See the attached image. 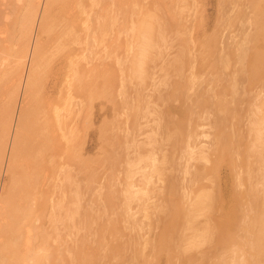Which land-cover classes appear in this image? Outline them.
Returning <instances> with one entry per match:
<instances>
[{"label": "rangeland", "instance_id": "obj_1", "mask_svg": "<svg viewBox=\"0 0 264 264\" xmlns=\"http://www.w3.org/2000/svg\"><path fill=\"white\" fill-rule=\"evenodd\" d=\"M16 1L17 0H0V26H1L0 27V32H1L0 39L2 37H4V38L10 37V33L12 34L11 31L14 30L15 24H13V23L16 22V19H17L16 17L19 14L18 9L20 12L21 8H19V7H24L27 4L28 0H18L17 2ZM71 1L74 3L76 2L73 0H70V1L67 0L65 2H68V3L66 4L65 2H63V5H61V7H60V4H58V3H57V5L55 4V6L53 7L51 15H52V18L54 19V20L52 19L53 20V27L56 26L55 27L56 31L54 30L51 33V35L55 36L57 34V30H58V33L60 32V30L62 29L61 24L63 25V22H65L68 19L70 13L77 15V16L80 14L78 11L79 7L78 8L75 7L76 4H78V3L80 4L81 8H83L84 10L87 9L86 12H88V9H89L88 13L90 15H92V17L94 16V18H95V17L99 16L100 18L99 17L98 18L100 21H102V23L106 19L105 21H107V22H104V24H107V25H105L104 28H102V32H101V29L99 30L98 28H96V27H98V24L96 23L97 25L95 26L94 25L95 21L93 20V22H92V24L94 23L93 26L91 24L89 29L87 30L88 33L86 31L84 33V31L81 32V30H84L83 26H85V25H82L81 24L82 19L77 17V19H79V20L76 22L77 30L75 32V35L78 38H76V42L74 39V43L72 42L73 41L72 38H69L70 40H69L68 45H70L69 48L73 47V49H75L74 52L76 54L78 52H79V54H81L82 50L84 49L83 53L81 54L82 57H80V61L84 59L83 61H81V64L84 68V71L86 70V73L84 74V79L86 78L85 82H87V84L84 83L85 84L84 88H86L85 87L86 85H88V87L90 88L89 85L91 84V88H90L91 90L93 88L94 89L96 88L95 90L93 89L95 94L93 93V91L91 93V90L90 91L87 90V88H88L87 87L83 91L84 93H83V96L81 98L82 100L79 99V101L81 100V105H82V106L80 105L79 111H78V107L73 106V105L68 107V110H72L71 111L72 114H69L70 111H67L68 114L65 113V111H64L65 115L69 116V117H67V116L65 117V121H66V123H68L66 125V129L67 128L69 129V130L67 129L69 131V135H67V138H69L67 140V143H66L65 139L63 140L62 138H58L61 135H60V133H57L58 130L55 127L56 124L54 122V119H51V120H53V122L51 120H50V122H47V124L49 123V125L50 124L52 125L53 132L54 131L56 132V130H57L56 133L55 132L51 133L52 131L46 130L47 132L51 133V135H50V133L48 135L49 136V142L54 141V143L56 142L55 144L59 145L58 142L61 140L60 145H61V143H62V145L65 143L68 146V148L66 150V145H65V150L67 151V155L69 153H71V154H69L70 157H68V156L65 157V155L63 157H61L62 159H60V157H58L60 162H64L63 172H64V170L66 172L64 173L65 175H63V176H65V178L67 177L66 182L64 181V183H63L61 176H59L57 173L56 174L53 173L54 175L51 174L50 172H49V174L46 173L47 171L41 173V176H42V174L43 175L46 174L48 176V178H47L48 182H46V185H47L46 187H47V190L49 189L48 193L50 192L51 198L53 200L57 199L56 201L54 200V202L58 201V198H59L62 190L65 191V193L67 191V193L64 194V196L66 195V197L63 201V204L67 205V206L65 205L66 208L64 207V209H66V210H64L62 212V214L59 212L60 216H59V213L58 214L56 213L57 215H55V217L53 216L54 218H56L55 220H58L59 217H61V216L63 217V219L60 220L61 222H58L59 220L56 221L55 224H53V226L51 225L52 230H51V228H50L51 231L49 230V233L51 232L50 235L52 236V238H51L52 241L55 239V235L57 233H60V235L59 234L58 235L61 238L58 237V235H56L57 236L56 241L55 240L53 242L51 241V243L53 244V245L51 244L52 245L51 252L53 253V251H54V254H53V257L55 255L54 258H57V257L59 258V256H60L59 260L62 262V260H61L62 259L61 256H62L63 259L65 260V262L63 261V263H60V262L57 263L58 259H56L57 261L56 260L54 261V259L52 258L53 263L55 262L56 264H86V263L87 264L88 263L89 264H167V263H170V264H181V263L182 264H191L192 262H194L192 264H197V263L198 264H214L215 262H218V264H226V263L229 264L230 262L228 260L231 261L230 264L248 263L247 261H248L249 255H250V253H253V250L250 248L249 245H245L246 240L249 238V236L247 235L248 233L246 232L247 233L246 234L244 231L247 229L246 228L247 224L246 223L244 224V220H243L242 215H243V213H246V212H248L250 214L251 211L247 208L244 209L243 207H241V208L239 207L240 211L238 210V213H237L239 219H238V222L236 221L234 223V226H235L234 230L235 231L233 232L231 230L232 233H230V230H228L229 231L228 232L227 228H225L226 229L225 230V236L226 237H230V236L232 237L234 234H237L233 237L236 240L235 242L237 243V246H240V247H236V245L234 244V248H233L231 246V245H233V242L232 241L229 242L228 238H227V240L230 244L229 245L226 244L228 242H225V240L223 239L225 236L221 235L223 233L222 230H220L221 232L219 231V229L221 228V224L223 223V220H224V222L226 220L224 218H227V216H228L227 213H229L228 211L233 206V195L238 193V191L245 188L244 185L238 186L236 184V179H235L236 173L234 170L232 173L233 175H231V173L229 174L228 169L225 167V155H224L225 153H222V157H223L222 158L223 159L222 160V162H223L222 166L223 167L221 166L218 176L212 177L211 175H209L208 177L206 176L207 178L204 177V179L201 181L199 179V181H200L199 183L203 182V183H207L209 185H212V188H210V189L207 188V190L203 189V191H201V192L206 191L207 193H210L214 198L213 203H211V205H209V206H206V207H208L207 208L208 211H205L206 210L205 206L202 208V211L201 210L199 212L197 211V213H196L197 217H195L194 221L189 222L190 224L187 222H183L184 219H180L181 220L180 223L182 225L178 224V222H177V221H180V220H178L179 218H177L176 220L174 218L173 222H171V220H172V216H173L172 213L175 212V209L176 210L179 209L177 207V205L178 204L182 205V203H184L183 205L185 207L186 203H188V202H186V203L182 202V201H185V197L187 198V200H188V198H190V199L196 198L195 190L197 188L195 189V186L197 185V187H198V185H199V183L197 181L198 178L196 180L198 183L197 184V183H195L194 180H192V179H195L196 176L192 177L191 179L189 177L198 168H199L198 169L199 171H202V170H200V167H202V165H203V164H201L203 161H199L197 159L196 160L194 159L193 161L190 162V165L192 163V167L189 168V172L192 174L188 173L185 175L183 173L184 172L183 170H184L185 160H186L187 156H186V154L183 153L184 151L181 149L185 148L184 150H186V147H184V145H181L182 147L180 146L181 149H179V147H178L180 144H183L181 142L182 138H181V140H179L180 142L177 139L173 140L175 135H176V133H175L176 131L174 132L175 134H173V131L175 128V127L173 128V126H174L175 122L177 121V119L181 118L183 116L182 113L185 114L186 112H185L184 108H181V106H180L181 101L177 100L175 102V99H174V97H172V94H174L173 90H174L175 83L177 81H179L178 78L183 77L180 75L181 74H183L184 76H185V74L189 75V73L186 72L187 68H185V67H188L189 65L192 66V64L194 66L196 65L195 66L196 71L194 69V71L196 73H195V77H193V79H196V80H194V82H195V86L199 85L198 89L205 87L203 89L207 90V87L210 85L208 88L209 89L208 93L210 91V94L208 95V93L205 92V94H206L205 95L203 93L202 97L203 98L205 97L204 100H202L203 99L202 97L198 98L200 101L202 100V102L207 99L205 101V103L203 102V104H201V102L197 100L200 105L195 103V105H192L191 110L186 113L187 115L185 114V116L187 117V118H185V120L186 119H188V121L190 120L189 123L186 121L187 125H186V122L184 121V126L186 127L185 130L187 129L186 132L189 131V128L192 129L193 126H194V128L196 126L195 133L199 134L200 132H203V133L205 132L207 137L204 138L203 137L204 135H202V133H201V136L199 135V137H198L199 138L198 141L200 142V140H203L202 142L204 143L205 147L207 146V149L209 148V146H210V148H212V146L215 145V132H216L215 127H216V125H219V123L221 124L220 125L221 129L224 130V133H226L227 136H229L228 135L229 132L233 133V134L235 132L236 136H237V134L242 135L243 139L247 138V136L249 135L248 133L247 134L245 133V130L248 129L247 127H249V124H247V122H248L247 121V117H248L247 115L249 113L248 112L249 108H247L245 105L249 104L247 102H248V98L251 95V93L250 94L247 93V94L243 95V93L240 94L239 93L240 91H238V93H239L238 95L234 94L235 99H234V97L231 96V94H229L228 96L226 95V97H225V94H224L225 93V87H226V85L229 86V84L228 83L225 84V79H223L224 75H222V73L225 72L223 70V69H225V68H223L225 65H223V64L225 62H223L224 59H222V58H224V57H221V55L225 56V54H224L225 51L222 52L223 50H225V47L228 46L227 44L225 46V42L232 44L230 42H231V40H233L232 42H234V38L236 39L235 41H239L237 39L240 38V40H241V38L244 36L245 30H246L245 34L248 33V31L250 30V29L247 30V28L245 26V21H243V20H246V21L249 20L246 22V24H247V27L250 28L248 26V25H250L249 23H250V17H251L250 7H249L250 1H248L249 4H247L246 0H242V1L240 0L238 2L236 0H233V2H236V4H237V6H235L236 4L233 3L232 0H227V1L226 0H98L99 4L97 6L95 5V7H92V9H90L91 8V0H77V3L75 5L72 3L70 4ZM221 1L223 2L222 6H221V3H222ZM229 1L231 3H229ZM241 3H243L242 6H241ZM64 4H66V6H64ZM239 4L242 8L244 7V11L245 10L247 12L249 11L248 12L249 14L246 11L245 12L241 11L243 9L241 7H240L241 9L239 8V6H238ZM246 5H248V6H246ZM77 6H79V5H77ZM234 6L236 8L238 7L237 10L241 11V13H244L243 15H246V13H247V18H248V16H250V17L247 19L246 17L243 16V19H242V17L240 19L241 13L238 14L239 16H237L236 14L239 11L237 13H236V11H233V10H236V8ZM246 7L249 9H246ZM227 9L229 11L231 10V12H228ZM225 11H226V13H225ZM90 12H92V13L95 12L96 15L92 14ZM229 13H231V16L235 15V17L233 18L234 20L230 17ZM104 14L106 17H110V18L108 19V18L104 17ZM82 16H85V15L84 14L80 15V17H82ZM228 16H229V19H227ZM140 17H142V18H140ZM237 17H239V19ZM235 18H237V20ZM244 18H246V19H244ZM110 19H112L111 20L112 22L110 21ZM114 20H115V22H113ZM142 20L144 22L148 23L151 27V30L154 31L152 33V40H153L152 42H154V43H152L153 48L151 49L150 56H149L150 62H148V64H147L148 67L146 66V68L149 70V77H148V79L145 80V83L141 84L138 79H136L134 77H132V78L129 77L130 76L129 70H128V72H129L128 75L127 76H125V75L127 73L126 69H129V68H127V66H129V61L131 60V56L133 58V55L138 50L135 48V47H137L136 45H134L135 41H132L133 39H132V37H130L132 34L131 33L132 32L131 27H135L136 26L135 23L137 22L139 24ZM240 21L242 23H240ZM97 22H98V20H97ZM111 23H113V24H111ZM241 25H242V27L243 26L244 27L241 28ZM107 26H109V27H107ZM3 28H8L9 34H7ZM95 28L97 29L95 31L96 33L93 30ZM244 28H246V29H244ZM240 30H242L244 32H241ZM89 31L92 32L94 35H92L91 33L89 34ZM240 32L243 34H241ZM4 34L6 36H4ZM237 34H238L237 37H239V38H236L235 35H237ZM96 35H97V37H96ZM239 35L242 37H240ZM89 36H94V37H89ZM99 36H101V37H99ZM92 38H94L96 41L93 42ZM2 41L5 44H7L4 40H2ZM70 41H71V43H70ZM206 41H208V42L206 43ZM210 41H211V44H209ZM3 42L2 43L0 42V48H1V52H0L1 54L0 55H2V57H5L6 56V53L4 51L5 49L2 50V48H4V46H6V45L3 44ZM212 42H214L215 44L217 43L218 45L217 44L215 45ZM127 43H128V45H127ZM132 43H133L134 48L129 49V47L132 46ZM204 43H206V45ZM92 44H95L94 46H96V47H94ZM211 45H212V48L210 47ZM127 46H129V47L127 48ZM215 46H217V47H215ZM126 49H129V51H127ZM210 49H212V50H210ZM79 50L81 51V53ZM132 50H134L135 52L133 53ZM152 50H154V51H152ZM212 51L214 52V55L211 53ZM178 52L181 54H179ZM208 53L210 55H208ZM79 54L76 55L77 58H79L78 57ZM83 55L85 56V58ZM186 55L188 57H186ZM203 56H205L208 60H206V58ZM207 56H209V57H207ZM218 56L220 58L219 60L222 59L223 63L221 61L218 62ZM212 57H214V58H212ZM215 57H217V58H215ZM174 58H176V59H174ZM203 58H205V59H203ZM186 59H188L187 61H190V60H193V61L187 62ZM213 59H214V62H216V64L218 63L219 66L216 65L215 63H211V61L213 62ZM216 59H217V61H216ZM209 61H210V63H209ZM173 62H175V64ZM171 63H173V64L171 65ZM190 63H192V64H190ZM13 64L14 63H12V65ZM15 64H18V62ZM52 64L55 65L54 62H52L51 65ZM220 64H221L223 69L220 67ZM179 66H181V67L185 66L184 67L185 68L184 73H182V71H180L181 67H179ZM57 67L58 66H56V65L53 66V68H52L53 73H55V72L58 73ZM93 67H96V69H94ZM170 67H172V68L170 69ZM212 68H214V69L212 70ZM53 70H55V71H53ZM94 70H98L96 74H95ZM175 70L179 71L180 74L179 73L177 74V72ZM208 71H210V72H208ZM226 71H228V70H226ZM108 72H110L109 73L110 77L108 75H106V74H108ZM214 72H215V74L217 73L216 76H215ZM91 74H93L94 76L93 75L91 76ZM97 74L99 77L96 80ZM100 74L103 77H101ZM1 75L2 74H0V76ZM178 75H179V77H178ZM198 75L201 77V79H199L200 77ZM122 76H123V78H122ZM106 77H109L110 81L109 80L107 81ZM124 77H127V78H124ZM102 78H104V79H102ZM197 78H198V80H197ZM49 79H50V77L46 80H49ZM94 79H95V81H94ZM211 79H212V81H211ZM59 80H60V84L58 86V89H60L62 87L61 93L63 92L62 94H64L63 96H65L66 90L63 88V86H61L62 85L61 75L59 77ZM105 80L107 81L106 84L109 83V86L105 84V82H106ZM112 80H113V82H112ZM149 80H151V81H149ZM153 80H155V82H153ZM181 80H183V79L181 78L180 81ZM93 81L96 83H92ZM205 81H206V83H205ZM101 82L104 84H102ZM152 83H154L155 85ZM199 83H201V84H199ZM219 83H221V84H219ZM204 84H205V86H204ZM100 85L103 87H101ZM110 85H111V87L113 86L112 89H111ZM216 85H218V87ZM223 86H224V89H223ZM106 87H107L108 91L106 90ZM221 87L223 90H221ZM5 88H6V86L3 85V83H1V81H0V95L3 94ZM101 88H102V90H101ZM211 89H213L212 90L213 92L211 91ZM215 90H217L216 93H215ZM220 90L223 92V94L220 93L221 92ZM121 92H122V94H121ZM110 93H111V95H110ZM45 94H46V92L43 91L40 94V97H38L39 99L37 98V100H36V107H38L39 109H41V107H43V104H44L43 101L47 97V94L46 95ZM91 94H93V96ZM137 94H138V96H137ZM41 95L45 96V97H41ZM55 95H54V98H57L58 94H55ZM59 95H58V98H60ZM99 95H101V96H99ZM147 95H148V97H147ZM2 96H0V98H1L0 101L4 100L3 99L4 95H2ZM166 96H168V97H166ZM208 96H210V97L208 98ZM211 96H213L214 98ZM216 97H217V100H216ZM218 97L220 98L219 101H218ZM245 97H247V98H245ZM40 98H42L43 100ZM139 98H142L143 100L139 99ZM222 98L224 100V101L222 100L223 102H221ZM229 98H231L232 100ZM209 99H210V101H209ZM73 101L76 102V101H78V99H75ZM166 101H168V102H166ZM245 101H247V102H245ZM147 102H149V103H147ZM173 102H175V103H173ZM217 102H219L220 105H221V103H223L222 107H220V105H218L215 108V106L217 105ZM224 102L226 105L224 104ZM129 103H131V104H129ZM41 104H42V106H41ZM193 104H194V102H193ZM230 104L232 106H230ZM146 105H147V108L143 107ZM207 105H210V107H213V108H210ZM228 105H229V107H228ZM204 106H206V107H204ZM201 107L204 110H202ZM207 107H209V109ZM226 107H228V108H226ZM231 107L234 108L232 110L233 113H230L231 109H232ZM237 107H238V109H237ZM38 108H37V110H38ZM70 108H72V109H70ZM193 108L195 110L192 111ZM222 108L224 109V111ZM229 108H230V110H228ZM243 108H245V109L247 108V110H244ZM75 109H76L78 115L76 114V111H74ZM141 109L143 110V112ZM168 109H169V112L171 114V118L174 117L173 119L170 118V115L168 116V113H169ZM211 109H213V110H211ZM214 109H217V110H214ZM239 109H240V111H239ZM0 110H2V109H0ZM37 110L35 108V111H37ZM126 110L128 113L126 112ZM135 110L137 111V113ZM144 110H146V111H144ZM38 111L36 112L38 114L35 113L36 115H40ZM160 111H161V114H160ZM205 111H207V112H205ZM213 111H214V113H213ZM226 111H228L227 112L228 117L225 114ZM235 111L237 112V115H236ZM129 112L133 113V114L134 113L139 114V116L136 114H135V116L136 117L138 116L139 118L138 117L137 118L140 121L136 122V121H138V119L136 117H133V114H131V116L128 117L127 115L130 114ZM146 112H148V113H146ZM195 112H196V114H195ZM217 112H219L220 114H217ZM222 112H225V113L222 114ZM238 112H239V114H238ZM234 113H235V115H234ZM148 114H149L148 117L145 116ZM214 114H217V115H214ZM232 114L234 115V117L232 116ZM196 115H198V116H196ZM209 115H210V117H209ZM220 115H221V117H223V115H224V117L227 121H225L224 117L223 118L218 117ZM230 115L233 118L232 120L229 117ZM142 116L143 117L145 116L147 118H143ZM156 116H157V118L160 117V120L162 122H160V120H157ZM194 116H196V117H194ZM235 116H236V118H235ZM127 117L129 118L128 121H126ZM197 117L202 118V120L199 119L200 121H198ZM66 118L68 120H66ZM167 118L168 119L170 118L171 120H167ZM175 118H176V120H175ZM211 118H214V119L212 120ZM219 118H221V119H219ZM227 118H230V119H227ZM154 119H156V120L154 121ZM164 119H165V121H164ZM222 119H224V120H222ZM39 120H41V119H39ZM141 120H142V123H141ZM144 120L147 124L144 122ZM204 120H206V121H204ZM216 120H218L219 122H217ZM228 120L231 121L230 124H228L229 123ZM35 121H37V120H35ZM157 121H159V122H157ZM166 121H167V123H166ZM213 121H214V124H213ZM42 122H40V123L38 122V125L34 123L35 127L37 125V127L35 128V131L37 128H39V124H42ZM156 122H157V124H156ZM193 122H194V124H193ZM233 122L235 123V125ZM134 123H136V124L138 123L137 125H139V123H140L141 126L138 127ZM160 123H162L161 127H159ZM163 123L169 124V125H167L168 128H167L166 124H163ZM207 123H208V125L206 126L205 124H207ZM222 123L224 124V126L226 124V126L222 127V125H223ZM227 124L230 125L229 126L230 129H228L229 127L227 126ZM43 125H44V123H43ZM46 125H44V126H46ZM49 125L46 127H49ZM150 125H151V127H150ZM233 125H234L235 129L233 128ZM243 125H244V129L242 127ZM246 125H248V126H246ZM127 126L128 127L131 126V127L128 128ZM133 126H135V128H133ZM169 127H171V130ZM237 127L240 130L239 129L236 130ZM127 128L129 131L127 130ZM165 128H167V129H165ZM194 128H193V130H195ZM208 128H210V129L208 130ZM150 129H154V131H153L154 134H156V133L157 134L152 135L153 132ZM156 129L157 130L159 129L160 133H158L159 131L156 132ZM162 129L163 130L165 129L164 133H163ZM191 129H190V132H191ZM227 129L229 132L227 131ZM39 130L42 131L41 125H40ZM49 130H51V129H49ZM130 130L131 131L136 130V131H132V134H131ZM141 130H143V132ZM185 130H183L184 134H182L181 137L185 138V136H186V139H187L188 133H186ZM41 131H38V129H37V131L35 133H39V135H41L40 134ZM42 132H44V131H42ZM127 132L128 133L130 132V134L132 136L130 134H127ZM135 132H137V134H138V136L136 134L137 137L135 136ZM35 133L34 134L32 133V135L30 136L31 138H33L32 140H34V138L38 135V134L35 135ZM71 133H73V134H71ZM171 133H172L173 137H172ZM185 133H186V135H185ZM33 135H34V137H33ZM183 135H185V136H183ZM146 136L147 137L150 136L149 137L150 142L153 141L152 145L154 143L155 147L152 146L153 147L152 148L151 145L148 146V143H150V142L147 143L148 140L146 139L147 144L142 146L143 148L140 147V150L137 149V147L140 146L143 141H145L144 139L147 138ZM151 136H153L152 139H151ZM37 137L39 139V136H37ZM133 137H134V139H132ZM169 137H171V138H169ZM238 137L240 138V136H238ZM135 138L138 140L137 145L140 143V145H138L137 147H135L136 144L134 146H132V144L134 143V141H132V140H135V142L137 141ZM165 138H167V140H169V139L170 140L166 142ZM176 138L180 139V136H177ZM242 138H241V141L244 142V140ZM155 139H157L156 144L154 142ZM162 139H165V140H162ZM171 139L173 141L178 142V144L179 143L180 144L178 145L175 142L173 144L170 143ZM32 140L29 139L28 142H30V144L32 143V145H33V143L36 140L34 142ZM57 140H58V142H57ZM62 140H63V142H62ZM158 140H159V143H158ZM204 140H206V141H204ZM173 141H171V142H173ZM246 141L247 140H245L244 143H246ZM69 142H70V144H69ZM185 142H186V140H185ZM213 142H214V144H213ZM144 143H142V145ZM169 143L172 144L173 147ZM205 143H208V144L205 145ZM244 143L241 142L242 145L240 146L239 149L235 147V154L238 153L237 150H240V149L242 150L244 148ZM30 144H28L27 146L29 147ZM34 144H36V142ZM49 144L52 145V143H49ZM174 144L177 146L176 147L177 149L174 147ZM169 146H171V148H173V152H172L171 148H170L171 150L168 148ZM53 147H56V145ZM70 147H71V149H70ZM134 147L140 153H141V149H145L143 151L147 152V150H151L150 148H152V149L156 148V151L157 150H159V151H157V152L155 151V157H158V158H161V156H162L160 154V152L161 153L166 152L165 153L166 164L165 163L161 164V163H163V160H162V162L160 163V166H159V169L162 171V172L160 171V174H161L160 178L162 179L161 181H162V183H166V184L161 183L162 185L159 186V184L157 183L160 181V180L157 181L158 175L156 176L154 174V176L152 177L153 179L151 180V183L153 185L151 183L149 184V186L152 185V187H150L151 189L148 186V188H149L148 191L150 193L149 192H147V193H148L149 197H146V199L144 198L146 200V202H145V200H144V202L136 200V201H138L136 203V201L131 200L130 205H128L129 204L128 201L130 200V198H129L130 195L128 193L127 194L129 196L128 195H126V196H128L129 199L126 198L128 201L127 200H126L127 202L124 201L125 193L127 191L124 188H126V185L128 183L127 178L125 176H127V173H128V172H126L128 170L127 168H129V166H128L129 164H127L128 161L133 159L134 154H135L134 158L137 156L136 153L134 152L135 151ZM159 148H161V150ZM163 149L166 151H162ZM174 149H176V150H174ZM168 150L171 152H169ZM205 151H206V149H205ZM171 153H173V154H171ZM185 153H186V151H185ZM235 154H234V156H235ZM241 154L243 155V153H241V151H240V155ZM142 155L144 156L145 152ZM240 155L237 154V157ZM242 155H241V157H242ZM195 156H197V155H194V157ZM234 156H233V159H235ZM5 157H7V155H5ZM63 158H64V161H63ZM158 158H157L158 161L161 160ZM177 158H178V160H177ZM247 159H248V161L250 160L252 162L251 165L254 167L251 171V173H252L253 170L258 166V163L254 162L255 158H253V157L252 158L249 157ZM56 160H58V159H56ZM239 160H241L239 157L235 159V161H239ZM244 161H245V159H244ZM173 163H174V165H173ZM237 163H239V162H237ZM255 163H256V165H255ZM239 164H240L239 166H242L241 165L242 163H239ZM49 165L47 163H45V167L49 166ZM193 165H196V166L193 167ZM140 166H143V165H140ZM173 166H175V167H173ZM180 166H182V167L180 168ZM167 167H169V168H167ZM238 168L239 167L236 168L238 171V174L243 176L244 172L239 173L243 170V168L240 171ZM163 169L164 170L166 169L165 170L166 173ZM169 170L171 172H169ZM197 171H196V173H197ZM246 171L247 170L245 169V172ZM256 171L257 170H255L253 173L257 174ZM174 172H176V173H174ZM203 173L204 172L202 171V176H203ZM253 173L251 175L255 176V174H253ZM198 174L199 173H197V175ZM134 176L135 177L137 176V178H138L139 172H136L133 175V179L135 178ZM257 176H258V174L256 175V177ZM154 177H156V179ZM170 177L174 178V180H176V182H177V179H178V181L180 180L181 183L182 182L184 183V181H186V180L188 181L190 179L191 183L194 182V184L192 183V185L189 186L191 183H190V181H188L190 184L187 183L188 185L184 186L185 183H184V185H183V183L180 185L177 182L175 184H178L177 186L180 185L179 188L175 184H174L175 186L172 188H177L179 190L177 191V189H176L175 191H173V189L171 188L172 189L171 191H173V193L172 192L170 193V189H169V191L166 189L169 186V183L167 185V182H168V179H170ZM179 177H180V179H179ZM186 177H188V179ZM256 177H253L252 180L255 181V184H256L255 186L258 187L259 184L257 183ZM125 178H126V180H125ZM137 178H136V180H137ZM183 179H184V181H182ZM0 180L2 183L7 182V176H5V174H3V170H2V174L0 176ZM209 180H210V182H209ZM211 180H213V181L211 182ZM62 183L64 184L63 187L65 186L64 189H66V190H64L63 187L61 186ZM155 183L158 185H154ZM252 183H254V182H252ZM252 183H251V185H252ZM253 185H252V187H253ZM60 186L62 187V189L60 188ZM161 186L162 187L164 186L162 189H166L172 197L170 196V198H169L168 192L166 190H162ZM181 186L186 191L185 194L187 196L184 195L183 190H182L183 188ZM46 187H45V189H46ZM157 187H159L161 190L159 188L157 190ZM185 187H187V188H185ZM192 187H193V189H191ZM150 190H152V191H150ZM234 190H235V192H233ZM189 191H193V193L191 194L192 196L189 195L190 193L188 194ZM122 192H123V194H122ZM165 192H167V193L165 194ZM154 194H156V195L154 196ZM159 195H161V196H159ZM166 195H167V197H166ZM194 195H195V197H194ZM183 196H185V197H183ZM123 197H124V199H123ZM167 199L170 201H167ZM123 201L126 202L127 205H126V203H123ZM172 201H173V203H172ZM176 202H177V204H176ZM180 205H178V206H180ZM183 205H182V207H183ZM236 206H237L236 208H238V206H240V203L237 204ZM127 207H128V209H127ZM141 207L144 209H142ZM170 209L172 210V212ZM168 210H170V211H168ZM209 211H210V213H209ZM64 213H65V215H64ZM68 214H69V216H68ZM200 214H201V216H200ZM56 216H58V217H56ZM208 216H210V217H208ZM211 216H212V218H211ZM219 216L221 218L222 217L223 218L221 219ZM54 218H53V221H55ZM216 219H217V221H216ZM202 221H203V224H202ZM204 221H206V222L204 223ZM221 221H222V223H221ZM170 222H171V224H170ZM197 222H199V223H197ZM210 222H211V224H210ZM61 223H62V225H61ZM63 223L66 224V226ZM173 223H174V225H173ZM175 223H176V225H175ZM162 224L165 228L162 226ZM169 224H170V226L172 225L171 227H169V230L170 231L172 230L171 231L172 233H170V231H167ZM63 225H64V227H63ZM178 225L180 226L179 229H178ZM175 228H177L179 231L182 230L181 234ZM184 229H186V231H184ZM242 229H243V231H242ZM192 230H194V231L192 232ZM55 231H56V233H55ZM159 232H161L160 235H162V236L164 234H166V232L170 235V237H169V235L166 234L168 236H165V237H167L166 240L171 242L169 245L171 248L169 247L170 248L169 250L162 249V251H159V252H157V254H155V252H153V251H155L154 244L156 241H153V240H155L156 237H157L156 240H158ZM241 232H242L243 236H242ZM217 233H220V234H217ZM193 235H197V236L199 235L200 238H198L199 236L197 237V236H193ZM218 235L222 236V237H219ZM178 236L181 238H179ZM190 236H192V237H190ZM189 237L191 239H189ZM226 237H225V239H226ZM245 237H247V238H245ZM150 238H152V239H150ZM183 238H187L186 241H182ZM194 238L197 240L195 241ZM220 239L222 242L220 241ZM149 240H150V242H149ZM192 240L194 241V243ZM176 241H178V242H176ZM217 241H220V242H217ZM201 242H203V243H201ZM220 243H222V244H220ZM83 244H84V246H82ZM176 244H178V245H176ZM182 244H183V246H182ZM214 244H217V245H214ZM155 246H156V244H155ZM174 246L176 248H174ZM208 246H210V249H208ZM229 246L231 247V251H234L236 248H237V251H239L238 249L242 248V250L241 249L240 250L243 251V253H242L243 255L239 253V257L237 258V256L234 255L235 254L234 252L228 251V250H230V248H228ZM152 247H153V249H152ZM191 248H193V249H191ZM140 249H141V257H143V258H141L139 256L140 255ZM224 249H226L225 250L226 252H223ZM83 250H84L85 254H88L87 256L85 254H83ZM166 251H168V253H166ZM152 252L155 255H153ZM180 253H182V254H180ZM229 253H232V254L229 255ZM178 254H179V256H178ZM78 255H80V257ZM184 255H185V257H184ZM220 255H222V256H220ZM231 255L234 256V258ZM240 255H241V258H240ZM197 256H199V259L197 258V261H194V260H196ZM242 256L245 259H243ZM75 257H78V258H75ZM188 257H190L191 259H188ZM79 258H80V260H79ZM140 258H141V261H140ZM170 258H171V261H170ZM230 258H232V259H230ZM142 259H144V260L142 261ZM222 259H224V260L222 261ZM233 260L236 263H233ZM237 260L239 262L241 261V263H237L238 262ZM215 264H217V263H215Z\"/></svg>", "mask_w": 264, "mask_h": 264}, {"label": "bare ground", "instance_id": "obj_2", "mask_svg": "<svg viewBox=\"0 0 264 264\" xmlns=\"http://www.w3.org/2000/svg\"><path fill=\"white\" fill-rule=\"evenodd\" d=\"M65 1H67V0H65ZM65 1L64 0H28L27 1V4L24 7H19V8H21L20 12H19V9H18V13L19 14L16 17L17 18L16 19V22L13 23V24H15L14 25V30L11 31L12 34L10 33V37L9 38L8 37L7 38L2 37L0 39V42L1 43L3 42L2 40H4L7 43V44H5L3 42V44H5L6 46H4V48H2V50L5 49L4 51L6 53V56L5 57H2V55H0V74H2L0 76V81H1V83H3V85L6 86V88L4 89V92L2 91L3 94L0 95V96L4 95V98H3L4 100L3 101H0V109H2V110H0V176L2 174V170H3V174H5V176H7V182H3L2 183L1 180H0V264H54L55 262L53 263V261H52L53 259H54V261L56 259H58V262L57 263H59V262L60 263H63V261L65 262V260L63 259L62 256H61L62 262L59 260L60 259V256H59V258L58 257L57 258H54L55 255L53 257L54 251H53V253L51 252V248H52V245H53L51 243L52 236L50 235L51 232L49 233V230L51 228V225L53 226V224H55L56 221L59 220L58 222H61L60 220L63 219L62 216H61L62 218L59 217L58 220H55L56 218H54V217L59 212L62 214V212L64 210H66V209H64V207H65L66 204H63V201H64V199L66 197V195L64 196V194H66L67 191L65 193V191L62 190L61 194L59 193L60 196L58 198V201L57 202H54V200L56 201L57 199H54L53 200L51 198L50 192L48 193L49 189L47 190V187H46L47 186L46 185V182H48L47 181L48 176L46 174H44V175L42 174V176H41V173L42 172H45V171H47L46 173H48V174H49V172L51 174H53V173L56 174L57 173L59 176H61L62 182L63 183H64V181L66 182L67 177L65 178V176H63V175H65L64 173L66 172L65 170L63 172L64 162H60L58 157H60V159H62L61 157H63L64 155H65V157L66 156L70 157L69 154H71V153L68 152L69 154L67 155V151L66 150H67L68 146L65 143L63 145L61 143V145H60L61 140L59 142L57 140V142L59 143V145L58 144H55L56 142L54 143V141H50L49 142V136L48 135H49L50 132H47V131H52L51 133H54L55 131L53 132L52 125L51 124L49 125V123L47 124V122H50L51 119H54V122L56 124L55 127L58 130V132H57V130H56V132L57 133H60V135H61V136L59 135L60 137H58V138H62L63 140L65 139V141L67 143V140L69 139V138H67V135H69V131H68L69 129L68 128H67L68 130L66 129V125L68 123H66V121H65V117L67 116V115H65V113H67V111H70L69 114H72V112H71L72 110H68V107H70L71 105L77 106L78 107V111H79V108H80V105H81V100H82L81 98H82L83 93H84L83 91L88 87V85H86L85 86L86 88H84V85H85L84 83L87 84V82H85L86 81V78L84 79V74L86 73V70L84 71V68H83V66L81 64V61H83L84 59L80 61V57H82L81 54L83 53L84 49L82 50V53L79 50L81 54H79V52H78L77 54H79L80 56L78 55L79 58H77V56H76L77 54L74 52L75 49H73V47L72 48H69L70 45H68L69 44V40H70L69 38H72L73 41L72 40L71 41L73 43H74V39H75V42H76V38H78L75 35V32L77 30L76 22L79 20V19H77V17H79L80 19H82L81 20L82 21L81 24L82 25H85V26H83L84 27V30H81V32L84 31V33H85V31L88 33L87 30L89 29V27L92 24L93 20L95 21V24L94 23L93 24L95 26L98 24V27H96V28H98L99 30L101 29V32H102V28H104V26L107 25V24H104V22H107V21H105L106 19L102 23V21L99 20V18H100L99 16H98L99 18L98 17H95L94 18V16L92 17V15H90L88 13L89 12V9H88V12H86L87 9L84 10L83 8L80 7V4L79 3L76 4L77 3V0H73V1H76V2L74 3V2L71 1L70 4L71 3L74 4V5L76 4L75 7H77V8L79 7L78 8V11H79L80 14L77 16V15H74V14L70 13L68 19L65 22H63V25L61 24L62 29L61 30L59 29L60 32L58 33V30H57V34L55 36L51 35V33L54 30L56 31V29H55L56 26L53 27V20L54 19L52 18V15H51L52 9L55 6V4L57 5V3L60 4V7H61V5H63V2H65ZM236 1L238 2L240 0H236ZM246 1H247L246 2L247 4H249L248 1H250V4H249L250 6L249 7H250L251 17L248 16V18L250 17V23H249L250 25H248L250 28H248L247 27V24H246V22L249 21V20H247V21L246 20H243V21H245V26H246L247 30H249V29L250 30L246 34H245L246 30H245V32L242 31V30H240L241 32H244V36L242 37V36L239 35L240 37H242L241 40H240V38L237 37L238 34L235 35L236 38H239V39H237L239 41H235L236 39L234 38V42H232L233 40H231V42H230L232 44H229L228 42H225V46H226V44L228 45V46L225 47V50L222 51V52L225 51L224 52L225 56H222L221 55V57H224L222 59H224L223 62H225L223 64V65H225L223 67L225 69L222 68L221 64H220V67L225 71V72L222 73V75H224V78L223 79H225V84L226 83L229 84V86L226 85V87H225V93H224L225 94V97H226V95L228 96L229 94H231V96L234 97L236 94L238 95L239 93L240 94L243 93V95L244 94H247V93H249V94L251 93V95L248 98V102L245 101V102L249 103L248 105L247 104L245 105L247 108H249L248 109V112L249 113L247 115L248 116L247 117V121H248L247 124H249V127H247L248 129L245 130V133L246 134L248 133L249 135L247 136V138L243 139L242 138V135L237 134V136H236L235 132H234V134L233 133H230L228 131V129H230V127H229L230 125H228V124H230L231 121L228 120L229 123L227 122L228 123L227 126L229 128L227 129V131L229 132V134H228L229 136H227V134L224 133V130L221 129V127H220L221 124L219 123V125H216V127H215V129H216V132H215V145H214L215 147L212 146V148L214 147L212 149L209 146L210 149L209 148L207 149V146L205 147L204 146V143L202 142L203 140H200V142L198 141L199 140L198 137H199V135L201 136V133H202V135H204L203 136L204 138L207 137L205 132H204L205 134L203 132H200L199 134L195 133L196 126H195V128L193 126V128L195 130H193V128L192 129L189 128V131L186 132L187 129L185 130L186 127L184 126V121L185 122L187 121L189 123L190 120L189 121H188V119L185 120V118H187L185 116V114L188 111L191 110L192 105H195V103L199 104L198 101H200V100L198 98H201L203 96V93L204 94H205V92L208 93V90H209L208 88L210 86L209 85L207 87V90L206 89H203L205 87H203L201 89H198L199 88V85L198 86H195L194 80H196V79H193V77H195V73H196L195 72L196 71L195 66L196 65L194 66L192 63H190V64H192V66L191 65H189L188 67H185L184 66L185 68H187L186 69L187 70L186 72H188L189 75H186L185 74V76H184L183 74H181L180 76H183V77L178 78L179 81H177L176 83L174 82L175 83L174 90H173L174 92L172 91L174 93V94H172V97H174L175 102L177 100L178 101H181L180 102L181 103L180 106H181V108H184V110L186 112L185 114L182 113L183 116L181 118H178L177 121L175 122V124L173 126V128L174 127L175 128H174V131L173 130L172 131H173V134L176 133V135H175L174 139L173 138L172 139L173 140L177 139L179 141L182 138L181 142L183 144H180L179 143L180 144L179 145L178 142L173 141L172 139H171V141H173V142L170 141V143L173 144L175 142L176 144L179 145L178 146L179 149H181V147H182L181 145H184V147H186V150H184L185 148L184 149H181V150L184 151L183 153L186 154V156H187V158L185 160L184 170H183L184 171L183 173L185 175L188 174V173H190L189 172V168L192 167V163L190 165V162L191 161H193L194 159L195 160L197 159L199 161H203L201 163L203 165H202V167H200V170H202L204 172L203 173V176H202V171H199L198 170L199 168L197 169L198 171L197 170L194 171V173L196 175L194 173L193 174L190 173V174L193 175V176L191 175L189 177L190 179L192 177H195L196 176L195 179H192V180L195 181V183H197V181L199 183L201 180L204 179V177L207 178L209 175H211L212 177H217L218 174H219V170H220V168L222 166V163H223L222 162V160H223L222 159L223 158L222 157V153H225L224 154L225 155V167L228 169L229 174L231 173V175H233L232 174L233 173V170L235 171V173H236V177H235L236 184L238 186L244 185L245 188L242 189V190H240V191H238V193H236V194L233 195V206L232 207L230 206L231 208L228 211L229 213H227L228 216H227V218H224V219H226L225 222H224V220H223V223L221 221L222 224H221V228L219 229V231L222 230L223 233L221 235H224V236H225V230H226L225 228H227V231L230 230V233H232L231 230L234 232L235 231L234 230V228H235L234 223L236 221L238 222V219H239L238 218V214H237L238 213V210L241 207H243L244 209L245 208L249 209L251 211L250 214L248 212H246L247 214L246 213H243V215H242L243 216V220H244V224L245 223L247 224V227H246L247 229L244 230V231H245V233L247 232L248 234L247 233L246 234L249 236V238H248L249 240L247 239L248 241L246 240V244L245 243L244 244L245 245H249L250 248L253 250V253H250L249 258H248V261H247L248 263H245V264H264V164H263L264 163V0H246ZM232 2H233V0H232ZM65 3L67 4L68 2H65ZM229 3H231V2L229 1ZM233 3L236 4V2H233ZM66 4H64V6H66ZM98 4H99V1L98 0H91V8L90 9H92V7H95V5L97 6ZM242 4L243 3H241V6H242ZM77 5H79V6H77ZM222 5H223V2L221 3V6ZM235 6H237V4ZM238 6H239V8L241 7L240 4ZM246 6H248V5H246ZM228 9H227V11L228 12H231V10L229 11ZM237 9H238V7L236 8V10H233V11H236V13H237L239 11ZM242 9L243 10H241V11H244V7ZM246 9H249V8L246 7ZM241 11H239L236 15L239 16L238 14H240ZM90 13H92V12H90ZM225 13H226V11H225ZM247 13H246V15H243L244 13H241L240 14V19H241V17L243 19V16L247 18ZM82 14L85 15V16H82L83 18L80 17V15H82ZM92 14H95V12H93ZM229 14H230V17L232 19L235 17V15L234 16L232 15L233 16L232 17L231 16V13H229ZM104 17H106L105 14H104ZM106 18L109 19L110 17H106ZM140 18H142V17H140ZM237 18L239 19V17H237ZM237 18H235V19L237 20ZM246 18H244V19H246ZM227 19H229V16L227 17ZM97 20H98V22H97ZM111 20L112 19H110V21ZM113 22H115V20ZM240 23H242V22L240 21ZM93 24H92V26H93ZM111 24H113V23H111ZM135 24H136L135 27H131V31H132L131 33L132 34H131L130 37H132V39H133L132 41H135V44L134 45L137 46L135 48L138 49V50L136 52L134 50H132L133 53L135 52V54L133 55V58L131 56V60L129 59L130 60L129 61V66H127V68H129V69H126L125 68L126 71H127V73L125 72L126 73L125 76H127L128 73L130 72V76L129 77L130 78L134 77V78L138 79L140 81V83L142 84V83H145V80L148 79V77H149V70L146 68V66H147L148 62H150L149 61V56H150L151 49L153 48L152 47V45H153L152 43H154V42H152L153 41L152 40V33L154 31L151 30L150 25L148 23L144 22L143 20L139 24L137 22ZM107 27H109V26H107ZM243 27L241 25V28H243ZM96 28L93 29L94 32L97 30ZM246 28H244V29H246ZM3 29H4V31L7 34H9L8 28H3ZM90 33L92 35H94L92 32L89 31V34ZM241 34H243V33H241ZM0 36H1V32H0ZM4 36H6V35L4 34ZM89 37H94V36H89ZM96 37H97V35H96ZM99 37H101V36H99ZM92 39H93V42L96 41L94 38H92ZM71 41H70V43H71ZM211 41H210L209 44H211ZM207 42L208 41H206V43ZM133 43H132V46H130V47L127 46V48L129 47V49H133L134 48ZM206 43H204V44L206 45ZM212 43L215 44L214 42H212ZM92 45L94 46L95 44H92ZM127 45H128V43H127ZM94 47H96V46H94ZM210 47L212 48V45ZM215 47H217V46H215ZM129 49H126V50L129 51ZM210 50H212V49H210ZM152 51H154V50H152ZM213 51L211 53L214 55V52ZM0 52H1V48H0ZM179 54H181V53H179ZM208 55H210V54L208 53ZM186 57H188V56L186 55ZM203 57H205V56H203ZM207 57H209V56H207ZM84 58H85V56H84ZM205 58H203V59H205ZM212 58H214V57H212ZM215 58H217V57H215ZM174 59H176V58H174ZM219 59L220 58L218 56V62L219 61L222 62V59L221 60H219ZM187 60L188 59H186V61ZM206 60H208V59L206 58ZM190 61L192 62L193 60H190ZM190 61H187V62H190ZM216 61H217V59H216ZM17 62H18V64H15ZM52 62H54L55 65L58 66L57 67L58 73L57 72H55V73L52 72V68H53V66H55L53 64L51 65ZM12 63H14V64L12 65ZM173 63L175 64V62H173ZM173 63H171V65ZM209 63H210V61H209ZM211 63H215L216 64V62H214V59H213V62L211 61ZM216 65H218V63ZM179 67H181V66H179ZM182 67H181V70L180 69L179 70L182 71V73H184L185 68L184 67L182 68ZM93 68L96 69V67H93ZM171 68L172 67H170V69ZM214 68H212V70ZM194 69H195V71H194ZM128 70H129V72H128ZM226 70H228V71H226ZM53 71H55V70H53ZM97 71L98 70H94L95 74L97 73ZM175 71L177 72V74L178 73L180 74L179 71H177V70H175ZM208 72H210V71H208ZM109 73L110 72H108V74H106V75L109 76ZM214 74H215V72H214ZM60 75L62 77V85L61 86H63V88L66 90L65 91L66 92L65 93V96H63L64 94H62L63 92L61 93L62 87L60 89H58V86L60 84V80H59ZM92 75L93 74H91V76ZM216 75H217V73L215 74V76ZM100 76H101V74H100ZM47 77L48 78L50 77V79L49 80H46V79H48ZM98 77L99 76L97 74L96 80L98 79ZM101 77H103V76H101ZM109 77H106L107 79L106 78L105 79L107 81L108 80L110 81V78ZM178 77H179V75H178ZM122 78H123V76H122ZM124 78H127V77H124ZM181 78L183 80L180 81ZM102 79H104V78H102ZM199 79H201V77ZM197 80H198V78H197ZM94 81H95V79H94ZM94 81L92 83H96ZM107 81L105 82V84L107 83ZM149 81H151V80H149ZM211 81H212V79H211ZM112 82H113V80H112ZM153 82H155V80H153ZM205 83H206V81H205ZM102 84H104V83H102ZM152 84H154V83H152ZM199 84H201V83H199ZM219 84H221V83H219ZM106 85L109 86V83L106 84ZM89 86L91 88V84ZM204 86H205V84H204ZM216 86L218 87V85H216ZM101 87H103V86H101ZM110 87H111V85H110ZM112 87H111V89H112ZM88 88H87V90L90 91L91 89L90 88L88 89ZM93 89L91 90V93H92ZM223 89H224V86H223ZM223 89L221 87V90H223ZM101 90H102V88H101ZM106 90H107V87H106ZM212 90L213 89H211V91ZM43 91L46 92L47 97L45 98L46 100L44 99V101H43L44 102L43 107H41V109H39L38 107H36V100H37L38 97H40V94ZM216 91L217 90H215V93H216ZM238 91H240V92L238 93ZM93 93H94V91H93ZM220 93L223 94L222 91ZM55 94H58V95L60 94L59 95L60 98H58V95H57V98H54V95ZM121 94H122V92H121ZM209 94H210V91H209L208 95ZM91 95L93 96V94H91ZM110 95H111V93H110ZM99 96H101V95H99ZM137 96H138V94H137ZM213 96H211V97H213ZM41 97H45V96H42L41 95ZM147 97H148V95H147ZM166 97H168V96H166ZM209 97L210 96H208V98ZM247 97H245V98H247ZM204 98L202 100H204ZM40 99H42V98H40ZM75 99H78V101H76V102L73 101ZM79 99H81V100L79 101ZM139 99H142V98H139ZM229 99H231V98H229ZM234 99H235V97H234ZM202 100L200 101L201 104H203V102L205 103V101L207 99L205 101H203V102H202ZM216 100H217V97H216ZM219 100H220V98L218 97V101ZM222 100H223V98L221 99V102L224 101V100L223 101ZM209 101H210V99H209ZM166 102H168V101H166ZM175 102H173V103H175ZM193 102H194V104H193ZM147 103H149V102H147ZM129 104H131V103H129ZM222 104L223 103H221V105H220V103L217 102V105L215 106V108L218 105H220V107H222ZM224 104H225V102H224ZM41 106H42V104H41ZM207 106L210 107V105H207ZM230 106H232V105L230 104ZM143 107H146L147 108V105L146 106H143ZM204 107H206V106H204ZM209 107H207V108L209 109ZM228 107H229V105H228ZM228 107H226V108H228ZM35 108H36V110L38 108L39 111L38 110L37 111L39 112L40 115H36L38 113H36L37 111H35ZM210 108H213V107H210ZM247 108L246 109L243 108V109L244 110H247ZM70 109H72V108H70ZM201 109H202V107H201ZM233 109L234 108H232L231 109V112L230 111L229 112L230 113H233V111H232ZM237 109H238V107H237ZM193 110H195V109L193 108L192 111ZM202 110H204V109H202ZM211 110H213V109H211ZM214 110H217V109H214ZM228 110H230V108ZM64 111H65V113H64ZM74 111H76V109ZM144 111H146V110H144ZM223 111H224V109H223ZM239 111H240V109H239ZM126 112H127V110H126ZM142 112H143V110H142ZM168 112H169V109H168ZM205 112H207V111H205ZM227 112L228 111H226V113L225 112H222V114L225 113L227 115V117H228V113ZM136 113H137V111H136ZM136 113H134V114L133 113H130L127 116L129 117V116H131V114H133V117H136L135 116ZM146 113H148V112H146ZM213 113H214V111H213ZM76 114H77V111H76ZM160 114H161V111H160ZM195 114H196V112H195ZM217 114H220V113L217 112ZM217 114H214V115H217ZM238 114H239V112H238ZM136 115L139 116V114H136ZM169 115H170V118H171L170 112L168 113V116ZM234 115H235V113H234ZM234 115L232 114L233 117H234ZM236 115H237V112H236ZM145 116L148 117L149 114L148 115H145ZM145 116L144 117L142 116V117L143 118H147ZM157 116H156V119L157 120H160V117L157 118ZM196 116H198V115H196ZM196 116H194V117H196ZM67 117H69V116H67ZM128 117H127L126 121L129 120ZM209 117H210V115H209ZM218 117H221V115L218 116ZM223 117H224V115H223ZM223 117H221V118H223ZM229 117L231 118V120L233 119L231 117V115ZM170 118L169 119L167 118V120H171L174 117H172L171 119ZM176 118H175V120H176ZM221 118H219V119H221ZM230 118H227V119H230ZM235 118H236V116H235ZM39 119H41V120H39ZM156 119H154V121ZM199 119L202 120V118H198V121H200ZM211 119L213 120L214 118H211ZM224 119H225V117H224ZM224 119H222V120H224ZM35 120H37V121L39 120L38 121L39 123L43 121L42 124H39V128H40V125H41V129L44 132H42L41 130H39V128H37L38 131H41L40 132L41 135H39V133H35L37 131V129L35 131V128L38 125V122L35 121ZM66 120H68V119L66 118ZM218 120H216V121L219 122ZM51 121L53 122V120H51ZM139 121L140 120L138 119V121H136V122H139ZM164 121H165V119H164ZM204 121H206V120H204ZM225 121H227V120L225 119ZM144 122H145V120H144ZM157 122H159V121H157ZM157 122H156V124H157ZM160 122H162V121L160 120ZM187 122H186V125H187ZM34 123L37 124L36 127H35V124ZM43 123H44V125L47 124L46 126L49 125V127L50 126L51 127L50 128L49 127H46V126L43 125ZM141 123H142V120H141ZM166 123H167V121H166ZM166 123H163V124H166ZM208 123L205 124V125L207 126ZM134 124H136V123H134ZM161 124L162 123H160V125L158 124L159 127H161ZM193 124H194V122H193ZM213 124H214V121H213ZM167 125H169V124H166V126ZM234 125H235V123H234ZM234 125H233V128L235 129ZM135 126H133V128H135ZM137 126L138 127L141 126L140 123ZM225 126H226V124H225ZM225 126H224V124L222 125V127H225ZM246 126H248V125H246ZM129 127H131V126H129ZM150 127H151V125H150ZM242 127L244 129V125ZM48 128L51 129V130H49ZM128 128H127V130H128ZM167 128H168V126H167ZM167 128H165V129H167ZM169 128L171 130V127H169ZM190 129H191V132H190ZM209 129L210 128H208V130ZM238 129L239 128L237 127L236 130H238ZM150 130L152 132L154 131V129H150ZM164 130H163V133H164ZM183 130H185V132L188 133L187 139H186V136H185L186 133H185V135H183V136H185V138L181 137L182 134H184L183 133ZM132 131H136V130H132ZM132 131H131V134H132ZM141 131L143 132V130H141ZM156 132L160 133V130L159 129L158 130L156 129ZM32 133L33 134L35 133V135L38 134L37 136H39V139L36 136L35 137L36 139L34 138V140H32L33 138L30 137L32 135ZM51 133H50V135H51ZM71 134H73V133H71ZM127 134H130V132L129 133L127 132ZM136 134H137V132H135V136H136ZM156 134H154V132L152 133V135H156ZM171 135H172V133H171ZM137 136H138V134H137ZM177 136H180V139H178L179 137L176 138ZM238 136H240V138ZM33 137H34V135H33ZM134 137L132 139H134ZM149 137H147V138L144 139L145 141H143L142 143H144V142L145 143L143 145H142V143H141V145L139 143L138 145H140V146L137 145L138 140L135 138L137 141L135 142V140H132V141H134V143L132 142L133 143L132 146H134L136 144L135 147L138 146L137 149L140 150V147H142V146L146 145L148 142H150ZM152 137L153 136H151V139H152ZM172 137H173V135H172ZM169 138H171V137H169ZM241 138L244 140V142H245V140H247L246 143H244L243 141H241ZM29 139L32 140L33 142L36 140L35 141L36 144H34L35 142L33 143V145H32V143L30 144V142H28ZM146 139L148 140L147 143H146ZM165 139H166V142L170 140V139L167 140V138H165ZM165 139H162V140H165ZM63 140H62V142H63ZM156 140L157 139L154 140L155 144L157 142ZM185 140H186V142H185ZM204 141H206V140H204ZM152 142L148 143V146L151 145V147L152 146L155 147L154 146V143L152 145ZM241 142L244 143V148L242 150L241 149L240 150H237L238 153L235 154V147L239 149L240 146L242 145ZM49 143H52V145H50ZM158 143H159V140H158ZM28 144H30V146L31 145L32 146L31 147L30 146L28 147L27 146ZM54 144L56 145V147H53V146H55ZM69 144H70V142H69ZM172 144H170V145H172ZM206 144H208V143H205V145ZM213 144H214V142H213ZM65 145H66V150H65ZM135 147H134V150L135 151L134 150L133 151L136 153L137 156L134 158V156H135V154H134L133 159H131V160L129 159L130 161H128V163H127V164H129L128 165L129 168H127L128 170L126 171L128 173H127V176H125L127 178V182L128 183H127V185L125 184L126 185V188H124V189L127 190V191L125 193V199H124V197H123V199H124V201H126L127 199L130 198L129 201L127 200L128 203H129L128 205H130V203H131L130 201L131 200H133V201L138 200V201H143L144 202V200L146 199V197H149V195H148L147 192H149L148 191L149 188L152 187V185H153L151 183V180L153 179L152 177L154 176V174L156 176L158 175L157 181H159V180L161 181L162 180L160 178L161 177V174H160V171L161 170L159 169V166H160V163L162 162V160H163V163H161V164H164V163L166 164V162H165V156H166L165 153L166 152L165 153L164 152H162V153L160 152V154L164 158L162 156H161V158L155 157L156 148L155 149H152L153 148L152 147V148H150L151 150H147L146 149L147 152L146 151H143L145 149H141V153L142 154L145 152V155L143 156ZM172 147H173V145H172ZM174 147L176 148L177 146L174 144ZM161 148H159V149L161 150ZM168 148L170 149L171 146H169ZM70 149H71V147H70ZM164 149L162 151H166ZM171 149H172V152H173V148H171ZM176 149H174V150H176ZM205 149H206V151H205ZM157 151H159V150H157ZM185 151H186V153H185ZM240 151H241V153H243L244 156L241 154L242 155V157H241ZM169 152H171V151H169ZM171 154H173V153H171ZM234 154H235L236 157L234 156ZM237 154L240 155V156H238L241 159L239 161H235V159L238 158L237 157ZM5 155H7V157H5ZM194 155H197L198 157L195 156L196 157L195 158ZM233 156H234L235 159H233ZM245 156L247 158H249V157L255 158V161L254 162H257L258 163V166H257L258 168L256 167L253 170V172L255 170H257L256 171L257 174H258L257 177H256L257 174H255L253 172L252 173L255 174V176L251 175L252 174L251 171H252V169L254 167L251 165L252 162L250 160L248 161V159ZM157 158L158 159H161V160L158 161ZM56 159H58V160H56ZM244 159H245V161H244ZM177 160H178V158H177ZM63 161H64V158H63ZM237 162L242 163L241 164L242 166H239L240 164L237 163ZM45 163H47L48 165L50 164V165L45 167ZM140 165H143V166H140ZM173 165H174V163H173ZM255 165H256V163H255ZM175 166H173V167H175ZM194 166H196V165H193V167ZM181 167L182 166H180V168ZM237 167H239L238 168L239 171L243 168L244 171L242 170L241 172H239V173H243L244 172L243 173V176H241L240 174H238V171L236 169ZM167 168H169V167H167ZM245 169L247 170L246 172H245ZM196 171H197V173H199L198 175H197ZM136 172H139V176H138V178H137V176L136 177L134 176L135 177L134 178L135 180H134L133 179V175ZM169 172H171V171L169 170ZM165 173H166V171H165ZM174 173H176V172H174ZM253 177H256L257 183L260 186L259 185H258V187L255 186L256 185L255 184V181L252 180ZM126 178H125V180H126ZM136 178H137V180H136ZM154 178L156 179V177H154ZM186 178L188 179V177H186ZM197 178H198V180H197ZM179 179H180V177H179ZM190 179L188 181H190ZM199 179H200V181H199ZM182 181H184V179ZM188 181L187 180L184 181L185 185L182 182L183 185L184 186L188 185L187 184V183H189ZM212 181L213 180H211V182ZM159 182H157L159 184V186L162 185V184H166V183H162V181L160 183ZM177 182L180 185L182 184L180 180L178 181V179H177ZM177 182H176V180H174V178H171L170 177V179H168V182H167V185L169 183V186L166 189L168 191L170 189V193L171 192L173 193V191H175L177 188H172V187H174L175 185L177 186L178 184H175ZM209 182H210V180H209ZM252 182H254V183H252ZM63 183L61 185L62 187L64 185ZM150 183L152 185L149 186ZM190 183H191V181H190ZM192 183L194 184V182H192ZM192 183L189 186H191ZM251 183H252V185L254 184L253 187H252ZM158 184L155 183L154 185H158ZM44 186L46 187V189H45ZM61 186H60V188L62 189ZM148 186H149V188H148ZM179 186H177V187L179 188ZM64 187H63V189H64ZM163 187L161 186V189ZM158 188L159 187H157V190H158ZM171 188L173 189V191H171L172 190ZM185 188H187V187H185ZM207 188L208 189L212 188V185H209L207 183H203L202 182V183H199L198 187H197V185L195 186V189H196L195 190L196 198H193V199L188 198V200L190 199L188 201L187 198L185 196H183V197H185V201H182V202H185V203L188 202V203H186L185 207L183 205L184 203H182L183 207L180 204H178V205H180L181 207L177 205V207L179 209H177V210L175 209V212L172 213L173 216H172L171 222L174 221V218H175V220L177 218H179L178 220L184 219L183 222H187V223L192 222V221L195 220V217H197L196 216L197 211L198 212L200 210L202 211V208L204 206L206 207V206L211 205V203H213V201H214L213 196L210 193H207L206 191L205 192H201V191H203V189L204 190L205 189L207 190ZM166 189H162V190H166ZM191 189H193V187ZM64 190H66V189H64ZM178 190L179 189H177V191ZM182 190H183L184 195H186L185 194L186 191L184 190V188ZM150 191H152V190H150ZM167 192H165V194ZM233 192H235V190ZM192 193H193V191H189L188 192L189 195H191ZM122 194H123V192H122ZM168 194H169V192H168ZM126 195H128L129 198ZM155 195L156 194H154V196ZM167 195H166V197H167ZM195 195H194V197H195ZM159 196H161V195H159ZM170 196L171 195L169 194L168 197L170 198ZM124 201H123V203H126L127 202V201L126 202H124ZM138 201H136V203ZM167 201H170V200L167 199ZM173 201H172V203H173ZM145 202H146V200H145ZM177 202H176V204H177ZM239 203H240V206H238V208H236L237 207L236 205L239 204ZM126 205H127V203H126ZM207 208L208 207H206V210L205 211H208ZM127 209H128V207H127ZM142 209H144V208H142ZM170 210H168V211H170ZM171 212H172V210H171ZM60 213H59V216H60ZM209 213H210V211H209ZM64 215H65V213H64ZM68 216H69V214H68ZM200 216H201V214H200ZM56 217H58V216H56ZM208 217H210V216H208ZM53 218H54L55 221H53ZM211 218H212V216H211ZM216 221H217V219H216ZM171 222H170V224H171ZM177 222H178V224L182 225L180 223L181 220L180 221H177ZM205 222L206 221H204V223ZM197 223H199V222H197ZM170 224L168 225V230L167 231H170L169 230V227L172 226V225L170 226ZM202 224H203V221H202ZM210 224H211V222H210ZM61 225H62V223H61ZM64 225L66 226V224H64ZM64 225H63V227H64ZM173 225H174V223H173ZM175 225H176V223H175ZM162 226H163V224H162ZM179 227L180 226L178 225V229H179ZM175 229H177V228H175ZM51 230H52V228H51ZM171 231H170V233H172ZM184 231H186V229H184ZM193 231L194 230H192V232ZM242 231H243V229H242ZM161 232H159V234H158V240H156L157 239V237H156L157 235L155 236L156 237L155 240H153V241H156L155 242L156 246L154 244L155 251H153V252H155V254H157V252H159V251H162V249L169 250L171 248L169 246L171 242L168 241V240H166L167 237H165V236H168L169 234L166 232V234H168V235L164 234L162 236V235H160ZM179 232L181 234L182 230L179 231ZM55 233H56V231H55ZM58 234L60 235V233H57L56 235H58ZM217 234H220V233H217ZM241 234H242V232H241ZM56 235H55V239H54L55 241H56V237H57ZM59 235H58V237H60ZM235 235H237V234H234L233 236H235ZM193 236H197V235H193ZM233 236L232 237L231 236L230 237H226L225 236L226 239H225V237L223 239L225 240V242H228V240H229V242L232 241L233 242V245H231V246L233 248H234V244L236 245V247H240V246H237V243L235 242L236 240L234 239ZM242 236H243V234H242ZM169 237H170V235H169ZM190 237H192V236H190ZM190 237H189V239H191ZM219 237H222V236H219ZM179 238H181V237H179ZM195 238H194V240L196 241L197 239H195ZM198 238H200V236ZM227 238H228V240H227ZM245 238H247V237H245ZM150 239H152V238H150ZM186 239L187 238H183L182 241H186ZM220 241H221V239H220ZM220 241H217V242H220ZM149 242H150V240H149ZM176 242H178V241H176ZM229 242L226 243V244L229 245L230 244ZM193 243H194V241H193ZM201 243H203V242H201ZM220 244H222V243H220ZM176 245H178V244H176ZM214 245H217V244H214ZM82 246H84V244ZM182 246H183V244H182ZM174 248H176V247L174 246ZM228 248H230V250H228V251L234 252L235 253L234 255L237 256V258L239 257V253L240 254L243 253V251H241L242 248H239L238 249L240 252L237 251V248L235 250L232 248L234 251H231V247L230 246ZM152 249H153V247H152ZM191 249H193V248H191ZM208 249H210V246H208ZM225 250L226 249H224L223 252H226ZM166 253H168V251H166ZM83 254H85L84 253V250H83ZM155 254L153 253V255H155ZM180 254H182V253H180ZM230 254H232V253H229V255ZM80 255H78V256L80 257ZM85 255L87 256L88 254H85ZM139 256L141 257V249H140V255ZM178 256H179V254H178ZM220 256H222V255H220ZM184 257H185V255H184ZM232 257L234 258V256H232ZM75 258H78V257H75ZM141 258H143V257H141ZM141 258H140V261H141ZM197 258L199 259V256H197L196 257V260H194V261H197ZM240 258H241V255H240ZM242 258H243V256H242ZM188 259H191V258L188 257ZM230 259H232V258H230ZM243 259H245V258H243ZM79 260H80V258H79ZM143 260L144 259H142V261ZM223 260L224 259H222V261ZM170 261H171V258H170ZM228 261L231 263L230 260H228ZM192 263H194V262H192ZM215 263L218 264V262H215ZM233 263H236V262H234V260H233ZM237 263H241V261L240 262L238 261ZM167 264H170V263H167ZM226 264H228V263H226Z\"/></svg>", "mask_w": 264, "mask_h": 264}]
</instances>
